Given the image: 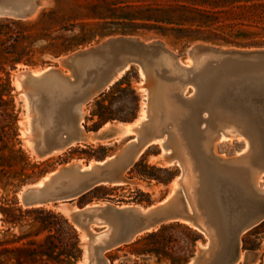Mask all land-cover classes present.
<instances>
[{"label": "rangeland", "instance_id": "374dc122", "mask_svg": "<svg viewBox=\"0 0 264 264\" xmlns=\"http://www.w3.org/2000/svg\"><path fill=\"white\" fill-rule=\"evenodd\" d=\"M38 2L34 13L28 19L21 20L22 26L18 28L11 25L10 22L16 20L0 18L1 25H8L10 30L17 29L23 36L27 37V41L23 45L27 46L29 51V55L23 59L24 61L28 60V63L23 62L12 67L7 64L4 66V72H0V78H7L8 81L5 88L6 96L3 99L8 101V111L13 108L12 116L9 118L5 116L0 119V122L3 125H12L11 128L16 134L14 139L4 138V140L8 142V146L13 144L14 150L21 149L27 156V160H20L18 156H14L15 167L13 171L17 172L21 167H25L26 174L32 170L36 173L30 181L20 184L18 177L13 179L12 175L3 179L0 183V207L26 209L21 204L22 191L36 181L33 187L36 189L35 192L43 188L41 193L39 192L41 196L44 195L42 197L73 190L75 184L83 179V175L77 173L75 179L72 180L70 175L77 169L69 167V169L57 173L58 170H55L59 169L61 165L67 168V166L71 164L74 166L76 163L77 165L80 164L81 167H86V163L89 161L88 164L92 163L90 167H93L98 165L94 160L106 157L103 161L105 163L112 160L113 157L109 156L118 150L121 154L123 149H127L122 155L117 153L116 161L107 165L108 173H112L115 169H119L125 156L136 155V151L143 147L135 158L133 167L127 169L128 171L123 173L122 178L125 180L123 177L125 176L129 179L125 182L136 181L144 188L128 183L111 184V186L102 185L99 191L80 196L71 201L70 205H67V202H56L43 206V208L65 217L77 231L82 258L75 264H94L91 256L92 242L97 235L103 234L107 228L105 225L98 224L94 219L87 220L85 216L89 213L95 215V212L91 210L90 212L87 209L89 205L81 206L82 204L94 201L92 205L103 206L108 202L117 207L128 206L143 209L142 206L147 205V203H139L138 200H148L151 203L170 190L167 197L169 199L178 189L177 181L181 179L186 205L188 204L187 206L196 210L195 174L190 160L185 155L178 134L177 120L161 118L163 112H157L155 103L159 99L169 100L171 93L172 95L177 93L180 98L184 99L192 97L195 87L193 88L192 85L185 82L187 74L193 72L195 67L196 70L198 65L200 68L207 58L213 59L215 57L216 59L214 53L209 50H192L195 46L220 50H264V0H39ZM31 3H34V0L9 1V5L16 6ZM42 14L45 16L42 17ZM3 31H7V29ZM55 37L65 39L77 37L78 41L73 43L70 49L57 53V50L61 49L51 47L52 38ZM115 38H134L142 44L160 42L164 50L156 52L127 47L132 51L129 52L117 49L118 59L122 65L124 64L123 66H126V69L120 78L113 80L112 83L118 81L115 85L107 88L101 94L95 95L96 97L91 101L90 99L87 100L82 107V130L85 133H94L96 141L93 143L81 142L59 153L47 156L42 153L39 156L38 149L41 148H37L36 144L35 114L30 102L32 95L57 98L70 92H79L89 88L92 84L84 83L86 74L91 71H99L103 67V62L102 58L97 56L96 66H92L90 70L86 67L87 62L83 61L74 62L68 65V68H61V72L68 76L69 80L71 79L72 87L65 78L52 73L40 81L23 83L26 78L24 72L28 71L33 78H41L48 67H58L59 61L67 56L78 51L91 49ZM82 39H86V41L83 42ZM67 43L68 41L65 44ZM118 45L120 44L114 46L117 47ZM104 54L110 56L109 49ZM34 70L42 71V74L35 77L32 75ZM162 73L165 74L166 78H161ZM171 76L174 78L178 76V79H173ZM171 80L175 81L172 82ZM143 109L145 110V120L141 122L138 132L125 134L127 131L124 128L125 125L132 124L137 120ZM206 115L207 112L202 113L203 117ZM105 118H109V120L105 122ZM134 118L135 120H133ZM13 119H15L14 122ZM163 119L166 123H163L157 130L151 131L149 129L153 121L160 122ZM203 127L204 124L201 125V128ZM99 128L100 130H98ZM5 131H7L6 127ZM164 132L166 133L164 134ZM102 134L104 138L101 136ZM150 136L156 139L162 138L158 141L162 145L155 142L143 146L145 138ZM228 138L230 140H220L219 144L217 140L218 142H215L216 149L213 150V153L217 152L214 155H219L230 164L233 161L237 162V159L244 158V153L249 151V147L247 138L239 131ZM128 139L131 141L125 144ZM132 141L136 143V146H133ZM163 144L169 153L167 156L161 155L166 153L163 150ZM158 151H160L159 154ZM7 152L6 150L4 154L7 155ZM40 152L43 151L40 150ZM91 155L100 158L95 159ZM175 161L184 171V174L182 178L181 176L175 178L168 185L176 172V169L172 167L176 164L172 165L169 162L174 163ZM165 162L169 164H165ZM32 166L37 168H32ZM151 166L168 170L166 184H157L154 180L146 179L144 174L147 172V168ZM227 169H236V167ZM156 175L159 177L166 176L160 172ZM39 183H41V188H37ZM174 186L175 189L173 190ZM256 190L257 193H262L259 194V198L264 197V171L260 172ZM104 192H109V195L102 196ZM177 204L181 206L179 199H177ZM80 208H82V212H80ZM73 221L76 224H73ZM85 227H88L89 232L84 229ZM7 228H10V232L5 234ZM26 228H11V226L3 225L0 222V238L9 239L11 234H17ZM160 228L149 231L156 232ZM146 234L148 233H141L127 245L104 252L103 257L107 264H169L165 260L157 263L154 255L140 254L143 248L152 246L151 242L154 241L144 242L143 239ZM88 235H90V239H85ZM164 236H173L176 239V244L182 246L183 238L180 231L167 232ZM207 236L211 238L209 234ZM199 237L200 240L195 242L186 264L194 256L196 248L207 250L201 264H205V260H207L206 262L213 260L216 246L212 243L208 247V239L205 244L206 249L201 247L206 238L201 235ZM239 250L242 253H259L257 259L249 264H264V221L240 237ZM192 262L193 260L189 264ZM239 264H242V261H239Z\"/></svg>", "mask_w": 264, "mask_h": 264}, {"label": "bare ground", "instance_id": "6f19581e", "mask_svg": "<svg viewBox=\"0 0 264 264\" xmlns=\"http://www.w3.org/2000/svg\"><path fill=\"white\" fill-rule=\"evenodd\" d=\"M9 1L10 0H0V6L9 5ZM117 49L119 51L132 52L130 49L120 44L117 47L112 46L109 49L110 56L104 53L98 55L102 58L103 67L99 71L88 72L84 83H91L94 85L119 66L121 69L113 80L121 77L126 66H123L121 61H119ZM208 59L209 58L205 60L206 62H204L200 68L198 65L196 70L195 67L193 72L189 75L187 74V77L185 76L186 81H184L189 85H192L193 88L195 87L192 97L189 99L186 97V99H184L180 98L177 93H174V95L171 93V98L169 100H157L155 108L157 112H163L161 118L177 120L178 134L185 150V155L190 160L193 173L195 174V189L198 185L197 174L193 169L194 163L201 171L203 181L202 191L199 197V205L208 216V219L218 224V235L220 234L217 243L214 244L216 239L214 240L215 234L213 233V230L209 229L206 233L211 236L212 243L216 246L213 264L228 261L235 254V249H237V255L232 264H239V261H242V264H249L257 259L259 253L240 252V237L244 232L236 236V230L251 216H254L255 213L257 214L258 211L264 208V197L259 198V194L262 193L256 192L259 175L260 172H262L261 169L264 167V67L257 69L255 66L248 65L236 58L225 59V57H216L215 59V57H213V59ZM59 62L60 68H58L56 73L52 74L65 78L71 85L70 87H72L71 79L69 80V77L61 72V68L64 69V67L61 65V61ZM64 72L66 71L64 70ZM40 74H42V71H32V75L35 77H39ZM161 78H166L164 73L161 74ZM167 78L169 77L167 76ZM175 78L173 77V79ZM176 79H178V76ZM171 81L174 82L175 80ZM87 89L88 88H85L79 92H70L57 98L36 94L32 95L30 102L32 111L35 114L34 125L37 135L36 144L37 148H41L38 149V151L40 152V150H42L44 156L59 153L74 144H79L81 142L93 143L96 141L94 137L95 134L89 132L85 133L81 126L82 107L87 102V100H83V95ZM143 106L145 105L143 104ZM203 112H207L206 117L202 116ZM144 120L145 110L143 109L137 120L132 124L125 125L124 128L127 129V131L125 130V134H135V132H138L137 130L140 129L141 122ZM161 121H153V123L150 124L151 128L149 127V129L151 131L157 130V128L161 127L163 123H166L165 121ZM202 124H204L203 128H201ZM237 131L241 132L247 138L249 151L244 153L245 157L244 155H241L244 158L237 159V162L233 161V163L229 164L225 159L219 157V155H214L217 152L214 151L215 153H213V150L216 149L215 142L217 140L219 141H217L218 144L220 143V140H230L228 137L230 135H235V132ZM165 133L166 132H164V134ZM161 139H156L151 136L146 137L143 146L155 142L162 145V143L158 142ZM132 144L133 146L136 145L135 142ZM142 148L143 147L136 151V155L125 156L119 169H115L112 173L107 174L111 179H118V181H114L112 184L122 185L128 183L144 188L136 181L125 182L122 178L123 173L130 168ZM126 150L127 149H123L122 153L119 154L118 152V154L122 155ZM163 150L166 153L161 155L167 156L169 153H167L164 144ZM151 158L154 159V157ZM169 163L177 165L176 161L174 163ZM169 163L165 162V164ZM96 164L102 165L103 162ZM91 165L92 163L88 164L87 167H81L80 164L77 165L75 163L74 166H71V168L77 169V171H74L73 174L70 175L72 180L75 179L77 173L81 174L82 172L90 170ZM229 167H236V169L229 170L227 169ZM81 181L82 179L75 184L73 189L78 187ZM191 182L193 183L194 181ZM175 186L173 187V190L175 189ZM38 187L41 188V183L37 185V188ZM35 193H37V198L44 196L43 194L41 196V191L40 193L39 191L34 192V194ZM44 194L46 195V193ZM185 203L187 202L185 201ZM90 206L91 207L87 209L89 211H94L95 215L89 213L85 218L87 220L94 219L98 224L105 225L107 228L103 234L95 237V240L91 245L93 263L102 264L98 261V254L95 249L102 246L110 237L116 235L119 228L125 223V221H119V218L115 215L114 211L119 210L125 214H135L139 216L144 214L146 210L131 208L128 206H113L111 210L101 212V209L106 206L105 204L103 206ZM187 208H192L194 210L196 223L204 228L205 218L199 214L197 208L196 210L189 206H187ZM82 211L83 210L80 212ZM86 228L89 232L88 227H85L84 229ZM87 238L90 239V235L85 237V239ZM205 246L206 245L201 247ZM103 253L104 251L101 252V257H103ZM104 262L107 264L106 259Z\"/></svg>", "mask_w": 264, "mask_h": 264}, {"label": "trees", "instance_id": "16d2710c", "mask_svg": "<svg viewBox=\"0 0 264 264\" xmlns=\"http://www.w3.org/2000/svg\"><path fill=\"white\" fill-rule=\"evenodd\" d=\"M44 16L42 14V17ZM10 22L16 28L22 26L20 21ZM7 26L0 24V72H4V66L7 64L12 67L23 62L28 63V60H23L29 55L27 46L23 45L27 41V37L23 36L19 30H10ZM5 29L7 31H3ZM52 40L51 47L61 49L57 50V53L70 49L71 45L78 41L77 37L70 39L55 37ZM66 41H68L67 44H65ZM82 41L85 42L86 39H82ZM7 84V78H0V119L5 116L11 117V112H13V108L7 110L8 101L3 99L6 96ZM107 120L109 118H105V122ZM5 127L7 131H5ZM11 127L12 125H3L0 122V183L12 175L13 179L18 177L20 184L30 181L36 173L32 170L26 174L25 167H21L17 172L13 171L15 167L14 156H18L20 160H27V156L21 149L14 150L13 144L8 146V142L4 140V138L14 139L16 137L15 131ZM6 150L8 151L7 155L4 154ZM91 157L100 158L95 155H91ZM32 168L36 169L37 167L32 166ZM147 169L144 174L146 179L154 180L157 184L167 183V169L155 168L154 166ZM158 172L166 176L159 177L156 175ZM100 188L101 186L96 187L89 193H95ZM107 195L109 192L102 193V196ZM137 202L149 204L148 200H138ZM0 222L3 225L11 226V228L22 229L27 227L17 234H11L9 239L0 238V264H75L81 257L77 231L65 217L58 213L43 207H31L22 210L20 207L1 206ZM178 231L181 232L183 238L182 246L176 244V239L173 236H164L167 232ZM9 232L10 228H7L4 233ZM198 240H200L199 235L187 226L170 223L162 226L156 232L146 234L143 241H153L151 242L152 246L143 248L140 254L154 255L157 263L165 260L169 264H186L195 242Z\"/></svg>", "mask_w": 264, "mask_h": 264}, {"label": "water", "instance_id": "95a60500", "mask_svg": "<svg viewBox=\"0 0 264 264\" xmlns=\"http://www.w3.org/2000/svg\"><path fill=\"white\" fill-rule=\"evenodd\" d=\"M39 0H34V3L26 4V5H4L0 6V18L3 19H11L16 21L26 20L28 19L35 11V8L38 6ZM122 44L125 47L129 48H141L144 50H154V51H163V45L160 42H151L149 44H142L137 39L134 38H115V39H109L102 44L93 47L88 50L84 51H78L73 53L70 56H67L63 60H61V65L65 68H68V65L73 64L77 61H83L87 62L86 67L90 68L97 63V56L106 52L108 49H110L112 46ZM209 50L210 52L214 53V55L218 58L225 59L230 58H236L241 62L247 63L248 65L255 66L257 69L260 67H264V50L263 49H255V50H235V49H228V50H220L215 49L211 47H203V46H195L192 50ZM132 60L134 58H131ZM124 65V64H123ZM59 66L56 68H47L48 70L41 76V78H33L30 76V73L28 71H25V79L23 80V83L26 82H37L40 81V79L46 77L47 75L51 73H56ZM121 67H117L116 69L112 70L106 77H104L102 80L98 81L91 87L87 89V91L83 95V100H89L90 101L95 98L97 95L101 94L107 88L109 89L113 85H115L118 81L111 84L113 78L117 76L119 70ZM96 95V96H95ZM89 103V102H88ZM135 120V118L133 119ZM132 120V121H133ZM131 122V121H130ZM131 139H128L125 144L129 143ZM124 144V145H125ZM123 145V146H124ZM136 146V145H135ZM122 149V148H121ZM119 151V150H118ZM117 152H115L113 155L109 157H113L112 160L103 163L102 165H94L91 167L90 170L87 172H82L83 179L78 187H76L73 190L70 191H61L56 194H53L51 196H45L41 198H37L34 192L36 189L33 187V185L37 182H34L30 184L29 186L25 187L26 190L22 191L21 194V204L25 208H31L36 205H39L40 207L46 206L50 203H56V202H71L74 199L83 196L90 191H92L94 188L102 186V185H110L114 181H118V179H111L107 174L108 170L106 169L107 165H109L112 162H115L117 159ZM44 152H39V156L42 155ZM160 151H158V154ZM157 154V155H158ZM106 157L100 159V160H94L96 163L103 162ZM89 162V161H88ZM88 162L86 163V167L88 166ZM228 163V162H227ZM135 162L130 166V168L133 167ZM59 169L57 173L63 172L67 168L63 167V165L59 166ZM78 167V166H77ZM176 169L175 174L172 176L171 180L169 181L168 185L177 177L183 176V170L180 168V166L175 165L172 166ZM129 168V169H130ZM128 169V170H129ZM193 169L197 174V185L198 187L194 190L195 195H197V210L201 216L205 218L204 221V228L199 226L196 223L195 220V214L194 210L192 208L188 209L185 203V195L183 193V188L181 185V179L177 181L178 189L175 190L174 194L167 199L170 190L166 191L158 200L151 202L145 206H142L146 212L141 215H135V214H125L123 212H120L119 210H115V215L119 218V221H125V223L119 228L116 235L109 238L108 241L104 242L102 246L99 248H96V252L98 254V261L102 264H105V259L101 257V252H106L111 249L119 248L120 246L127 245L131 242L137 235L141 233H150L149 230H152L154 228L158 229L161 226L169 223H180L185 226H187L189 229L193 230L197 234L203 236L206 238V241L202 244L204 246L208 239H209V246H211L212 240L207 236V230L212 229L214 236V244L217 243L219 239V228L218 224L215 222H212L208 219V216L206 213H204L203 209H201L199 205V197L202 191V174L199 169V167L194 163ZM127 170V171H128ZM96 171V172H95ZM126 171V172H127ZM261 171H264V167L261 169ZM54 172V171H53ZM53 177V176H52ZM51 177V179H52ZM125 180H129L123 176ZM106 183V184H104ZM43 188L37 190L42 191ZM167 199V200H166ZM177 199H179V202L181 203L177 204ZM106 206L101 209V212L109 211L112 209L114 205L111 203H106ZM117 207V206H115ZM82 208H80L81 210ZM264 208L260 211L255 213L254 216H251L246 222H244L242 225H240L236 230V236L241 234L242 232L246 233L247 231L257 227L259 224H261L264 221ZM185 222V223H184ZM73 224H76L75 221H73ZM87 229V228H86ZM149 231V232H148ZM88 232V231H87ZM209 249V248H208ZM207 250H203L200 248L195 249L194 256L192 257L193 262L192 264H201L203 261V257L205 255ZM237 255V249H235V254L226 262L218 263V264H232L233 261L236 259ZM82 256V255H81ZM82 257H80L81 260ZM191 259V260H192ZM190 260V261H191ZM189 261V262H190ZM204 261L205 264H213V260H210L209 262ZM188 262V264H189Z\"/></svg>", "mask_w": 264, "mask_h": 264}, {"label": "crops", "instance_id": "0c3cea01", "mask_svg": "<svg viewBox=\"0 0 264 264\" xmlns=\"http://www.w3.org/2000/svg\"><path fill=\"white\" fill-rule=\"evenodd\" d=\"M98 130H100V128H99ZM98 130H96V131H98ZM96 131H95V132H96ZM101 136L103 137V134H102ZM94 137H95V136H94ZM103 138H104V137H103ZM67 203H68L67 205H70V204H71V202H67ZM92 204H94V201H88V202L82 204L81 206L89 205V206H88V208H89V207H91L90 205H92ZM94 206H99V205H93L92 207H94ZM137 236H138V235H137Z\"/></svg>", "mask_w": 264, "mask_h": 264}]
</instances>
